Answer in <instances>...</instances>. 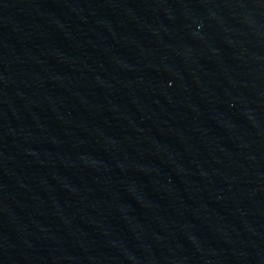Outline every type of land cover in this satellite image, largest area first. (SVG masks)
Instances as JSON below:
<instances>
[{"label":"water","instance_id":"1","mask_svg":"<svg viewBox=\"0 0 264 264\" xmlns=\"http://www.w3.org/2000/svg\"><path fill=\"white\" fill-rule=\"evenodd\" d=\"M0 203L264 246V0H0Z\"/></svg>","mask_w":264,"mask_h":264}]
</instances>
